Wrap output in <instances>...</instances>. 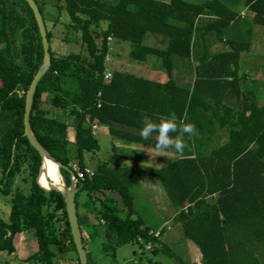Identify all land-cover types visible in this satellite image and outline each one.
<instances>
[{
  "label": "trees",
  "instance_id": "obj_1",
  "mask_svg": "<svg viewBox=\"0 0 264 264\" xmlns=\"http://www.w3.org/2000/svg\"><path fill=\"white\" fill-rule=\"evenodd\" d=\"M229 1L54 0L58 15L53 26L66 13V27L79 34L82 48L60 56L51 46L54 35L42 9L47 3L41 7L35 0L52 64L38 84L31 127L58 162L70 169L77 164L85 174L76 202L89 264V243L100 239L102 250L115 258L118 247L131 245L139 254L150 245L153 255L163 253L183 264L162 241L165 230L155 236L136 216L131 188L147 178L163 188L175 212L172 223L201 253L200 264H264V102L249 88L248 75L240 73L253 29H264V0ZM234 5L246 8L252 21ZM239 21L246 36L242 29L235 38L227 36ZM149 35L166 39L167 46H147ZM206 37L224 50L212 53ZM112 40L129 44L135 62L159 60L168 81L118 71L106 81ZM196 40L202 41L201 56L190 91L179 87L173 75L178 60L191 58ZM43 60L42 37L28 3L0 0V196L11 197L9 219H0V254L16 258L15 237L31 231L38 251L25 263L66 259L80 264L64 197L37 184L42 159L25 136L26 96ZM169 113L176 114L179 125L191 123L196 129L183 135L186 146L173 162L162 169L134 170L118 166L114 155L98 162L94 175L87 173L86 155L100 149L97 124L114 134L115 125L142 128L144 116L158 122ZM62 175L70 185L69 172L62 170ZM19 178L26 190L16 187Z\"/></svg>",
  "mask_w": 264,
  "mask_h": 264
},
{
  "label": "rangeland",
  "instance_id": "obj_2",
  "mask_svg": "<svg viewBox=\"0 0 264 264\" xmlns=\"http://www.w3.org/2000/svg\"><path fill=\"white\" fill-rule=\"evenodd\" d=\"M36 1L41 5V7L43 2L47 3V6L42 7V9L46 19L47 27L53 32L54 35L51 46L55 53L60 56H67L72 53L81 52L82 48L77 42L79 34L75 31L67 29L66 27V25L69 23V16L66 13L61 14L59 23L56 25V27H54L53 22L56 21V17L58 15L57 10L53 7L54 0ZM158 1L169 3L171 0ZM187 1L203 2L207 0ZM224 1L228 4L231 3L229 0ZM233 8L241 16H249V14L242 15V6L234 5ZM241 23L242 22L239 21L238 24L240 25ZM233 29L240 28L238 26H235ZM242 31L243 34L241 36H246L244 29ZM257 31L258 32L256 36L253 38L251 51L250 53H248L249 56H246L247 54H244L242 61V69L240 73H246L245 75H248L247 84L250 85L249 88L255 89L258 95V99L261 100V102H264V31L263 29ZM116 44L118 45V43ZM124 44H121V47L117 50L115 49L114 51H116V55H119V58L117 57V61H119L120 64L122 63L125 66V69L127 70L128 64L130 63V51L129 44ZM255 80L258 81L261 86H253L252 81ZM71 138H73V135L71 136ZM101 146L104 151V149L109 148V143L102 142ZM16 187H21L24 190L27 189V186L23 183L21 178L17 180ZM142 193H144V191H140L139 189L132 190L133 195H138L142 197L141 199H138L139 204L136 205V208L138 213L144 218L146 223L149 224L152 228H154V230H158V228L162 226V224H164L162 229L165 230V233H163L162 235V241L170 247L174 254H176L182 259L183 264H191L194 261L200 264L202 261L201 253L191 242L185 240L182 229L178 226H174L172 223L175 215L172 206L169 203L164 206H156L155 203H151L147 200H144L145 198ZM83 199L84 195H82L81 197V200ZM10 208L11 197L0 196V219L6 221L9 219ZM81 211L82 208L80 209V212ZM27 240L28 243L26 244ZM14 245L17 249L16 258H14V256L9 257L6 253H4L0 254V260H2L3 262L8 261L9 264H28L25 263L24 260H21L22 253H25L23 251L27 252V254L25 253L27 256H30L37 251V241L34 237L33 232L31 231L22 233V235H17L14 240ZM135 249L136 248L131 245H124L118 247L116 250V258L112 256L110 251H107L106 253L101 249V258L98 264H180L176 260L169 258L163 253H160L159 255H153L150 251L145 250L142 253L133 254Z\"/></svg>",
  "mask_w": 264,
  "mask_h": 264
},
{
  "label": "crops",
  "instance_id": "obj_3",
  "mask_svg": "<svg viewBox=\"0 0 264 264\" xmlns=\"http://www.w3.org/2000/svg\"><path fill=\"white\" fill-rule=\"evenodd\" d=\"M243 14H249V16L248 15L245 17L242 16V18L247 19L249 22L252 21L253 15L250 14L246 8H243L242 15ZM241 25H232L227 32V36H230L231 38L237 37L236 34L240 30L237 29V31L234 33L233 28L235 26H238L240 29H242ZM257 30H261V28L253 29V33H254L253 38L256 36L258 32ZM147 40H148V44H147ZM206 40L208 42V46H210L212 53H218V51L224 50V48L216 41H214V39H210V37H206ZM116 43H118V45ZM121 44L124 43H120L115 40H112L110 42L111 61L107 65L108 70L112 72L118 71V72L127 73L129 75L135 76L136 78L144 79L146 81H153L159 83H166L168 81L167 74L161 67V62L154 57L149 58L144 63L135 62L131 60L129 57L130 63L128 64V69L126 70L125 66L122 63L121 65L119 61H117V57L119 58V55L118 54L116 55V51H114L115 49L116 50L119 49L121 47L120 46ZM146 44L149 47L164 49L167 46V40L159 36L149 35L146 39ZM201 44L202 41L198 42L196 40L195 49L193 51L191 58L177 61V66L173 78L176 84L181 88H188L190 91H193L194 84L196 81V69L199 66L197 60L201 56V49L199 48ZM246 56L249 55L247 54ZM245 74L246 73L241 75L243 76ZM96 127L97 128L94 134L99 141L100 149L95 155L93 154L86 155V165L88 167V171H94L98 162L106 161L107 159H109L114 155H116L118 158L117 161L118 166L128 167L134 170L144 169V168L162 169L163 167L167 166L178 157L177 153L172 151L157 153L154 150L156 135L153 134L147 140H144L140 137L139 134L141 128H138L136 126L126 127L122 125H115L114 134L110 132V129L108 127L101 126L99 124H97ZM102 142L109 143V148L104 149L103 151L101 146ZM133 189H139L140 191H144V193H142V195L145 198L144 200H147L148 202L151 203H155L156 206H164L167 203H169L163 188L156 181H154L153 178H147L144 181H142L139 185H136L133 188H131V194ZM132 196L134 199V209L136 212V216H139L140 218L143 219L146 227H148L153 234L160 233L163 230L162 227L164 226V224H162V226H160L158 230H154V228H152L149 224H147L144 218L138 213L136 208V205L139 204L138 199H141L142 197L138 195L135 196L133 194ZM103 242L104 239H100L97 240L96 242L89 243V249L93 257L92 259L93 264H98L100 261L101 253H102V251L100 250L102 249ZM27 243L28 240L26 241V244ZM37 251H38V246H37ZM23 252L27 254L26 251ZM25 253H22L21 260L25 261L27 258L33 255L32 254L30 256H27ZM62 263L77 264L75 260L68 261L66 259L60 260L58 262V264H62Z\"/></svg>",
  "mask_w": 264,
  "mask_h": 264
},
{
  "label": "water",
  "instance_id": "obj_4",
  "mask_svg": "<svg viewBox=\"0 0 264 264\" xmlns=\"http://www.w3.org/2000/svg\"><path fill=\"white\" fill-rule=\"evenodd\" d=\"M28 5L30 6L31 10L34 13L36 22L39 27V31L42 37V43L44 48V60L41 68L39 69L38 73L36 74L29 91L26 96V105H25V115H24V127H25V136L28 139L31 147L35 149L41 156L42 164L39 171V176L37 179V184L44 190L50 192L54 191L57 193L62 194L66 203V209L68 214V220L71 227V234L73 237L74 244L76 246L77 254L79 257L80 264H89L87 252L83 242V236L79 224L78 218V210H77V202L76 196L79 192V188L77 182L75 181V174L69 168L63 165L62 163L58 162L37 140L36 136L33 133L31 127V114L35 99L36 90L38 84L40 83L41 79L48 73L51 67V53H50V42L48 40L47 30L45 26V22L41 11L36 4L35 0H25ZM46 160L51 161L55 165L58 166L59 172L62 177V184L55 185L51 181H49V185L44 187L40 184V179L45 171V162ZM62 170L68 171L70 174V185L67 184L66 179L62 175Z\"/></svg>",
  "mask_w": 264,
  "mask_h": 264
},
{
  "label": "clouds",
  "instance_id": "obj_5",
  "mask_svg": "<svg viewBox=\"0 0 264 264\" xmlns=\"http://www.w3.org/2000/svg\"><path fill=\"white\" fill-rule=\"evenodd\" d=\"M141 123L143 126L139 134L142 139L147 140L155 133L154 150L157 153H164L168 150L182 153L186 146L182 139L183 135H193L196 132L195 126L191 123L179 125L175 113H169L167 116L160 117L158 122L153 121L148 116H144ZM172 133H177V135H170Z\"/></svg>",
  "mask_w": 264,
  "mask_h": 264
},
{
  "label": "bare ground",
  "instance_id": "obj_6",
  "mask_svg": "<svg viewBox=\"0 0 264 264\" xmlns=\"http://www.w3.org/2000/svg\"><path fill=\"white\" fill-rule=\"evenodd\" d=\"M49 181H51L55 185H61L62 177L59 172L58 166L51 161L46 160L45 171L40 179V184L44 187H47L49 185Z\"/></svg>",
  "mask_w": 264,
  "mask_h": 264
},
{
  "label": "built area",
  "instance_id": "obj_7",
  "mask_svg": "<svg viewBox=\"0 0 264 264\" xmlns=\"http://www.w3.org/2000/svg\"><path fill=\"white\" fill-rule=\"evenodd\" d=\"M107 63H110V61H111V59L110 58H107ZM111 78H112V71H108L107 73H106V77H105V80L106 81H110L111 80ZM97 127H95V129H96ZM71 170L74 172V174H75V181L77 182V185L79 184V182L80 181H84V179H85V174L80 170V167L77 165V164H73L72 165V167H71ZM89 175H94V172H92V171H88L87 172ZM159 235V233H157V234H155V236H158ZM151 249V246L149 245L148 247H147V250H150Z\"/></svg>",
  "mask_w": 264,
  "mask_h": 264
}]
</instances>
